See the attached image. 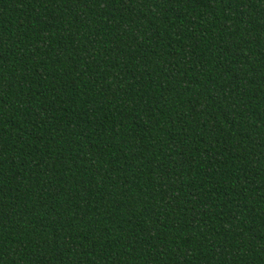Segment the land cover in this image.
<instances>
[{
  "label": "trees",
  "instance_id": "obj_1",
  "mask_svg": "<svg viewBox=\"0 0 264 264\" xmlns=\"http://www.w3.org/2000/svg\"><path fill=\"white\" fill-rule=\"evenodd\" d=\"M0 264H264V0H0Z\"/></svg>",
  "mask_w": 264,
  "mask_h": 264
}]
</instances>
